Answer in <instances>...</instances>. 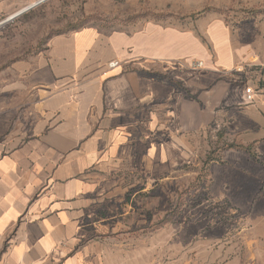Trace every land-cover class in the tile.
<instances>
[{"label": "crops", "instance_id": "1", "mask_svg": "<svg viewBox=\"0 0 264 264\" xmlns=\"http://www.w3.org/2000/svg\"><path fill=\"white\" fill-rule=\"evenodd\" d=\"M206 39L86 29L5 69L0 264H137L153 230L132 201L183 163L193 136L247 109L230 36L215 22Z\"/></svg>", "mask_w": 264, "mask_h": 264}, {"label": "rangeland", "instance_id": "2", "mask_svg": "<svg viewBox=\"0 0 264 264\" xmlns=\"http://www.w3.org/2000/svg\"><path fill=\"white\" fill-rule=\"evenodd\" d=\"M38 1L0 0V84L11 64L86 29L132 34L157 24L207 44V27L220 22L238 60L257 56L260 65L239 74L256 101L231 127L193 136L183 163L131 207L139 227L154 229L139 238L137 264H264V0H45L8 20Z\"/></svg>", "mask_w": 264, "mask_h": 264}, {"label": "built area", "instance_id": "3", "mask_svg": "<svg viewBox=\"0 0 264 264\" xmlns=\"http://www.w3.org/2000/svg\"><path fill=\"white\" fill-rule=\"evenodd\" d=\"M5 25V21H2L0 19V29ZM248 52L247 54H244V57L243 59H240L236 64H235V71L236 72H243L245 70V68L247 66H249V63L250 64H253V66H257V65H260L259 64V59L257 58L256 55H254L253 53L251 54L249 51H246ZM117 66V62H112L109 64V67L112 68V67H115ZM197 67H200L202 66V63L201 62H198L196 64ZM242 100H243V103L246 104V105H250L252 103H254L256 101V91L254 88L252 87H249V86H244L243 88V91H242Z\"/></svg>", "mask_w": 264, "mask_h": 264}, {"label": "water", "instance_id": "4", "mask_svg": "<svg viewBox=\"0 0 264 264\" xmlns=\"http://www.w3.org/2000/svg\"><path fill=\"white\" fill-rule=\"evenodd\" d=\"M43 1H45V0H40V1L36 2V3H34V4H31V5L28 6L27 8L21 10L18 14L14 15L13 17H11V19H14L15 17H17V16H19V15L25 13L26 11L32 9V8L35 7L36 5L42 3ZM6 22H7V21H6Z\"/></svg>", "mask_w": 264, "mask_h": 264}, {"label": "trees", "instance_id": "5", "mask_svg": "<svg viewBox=\"0 0 264 264\" xmlns=\"http://www.w3.org/2000/svg\"><path fill=\"white\" fill-rule=\"evenodd\" d=\"M229 147L232 148V147H234V145H233V144H232V145H229ZM235 147H236V146H235ZM210 161H212V159H209L208 162H210ZM206 163H207V162H206ZM148 228L154 230L153 228H150V227H148Z\"/></svg>", "mask_w": 264, "mask_h": 264}, {"label": "bare ground", "instance_id": "6", "mask_svg": "<svg viewBox=\"0 0 264 264\" xmlns=\"http://www.w3.org/2000/svg\"><path fill=\"white\" fill-rule=\"evenodd\" d=\"M19 12H20V11H19ZM19 12H18V13H19ZM18 13H17V14H18ZM14 15H16V14H14ZM14 15H12L11 17H13ZM11 17H9V19H8V20H11ZM15 18H16V17H15Z\"/></svg>", "mask_w": 264, "mask_h": 264}]
</instances>
